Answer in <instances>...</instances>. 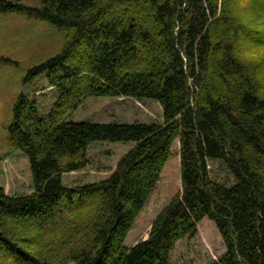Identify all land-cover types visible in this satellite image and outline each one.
<instances>
[{
	"label": "trees",
	"instance_id": "1",
	"mask_svg": "<svg viewBox=\"0 0 264 264\" xmlns=\"http://www.w3.org/2000/svg\"><path fill=\"white\" fill-rule=\"evenodd\" d=\"M12 12L42 20L63 42L24 79L46 74L57 95L50 113L22 93L12 107L7 136L28 159L33 191L0 187V258L170 264L175 244L208 219L225 247L210 264H264V0H0V15ZM90 97L155 100L162 123L72 121ZM175 140L181 193L148 238L126 248ZM96 142L133 147L106 180L66 187L62 174L83 169ZM211 161L231 184L211 174ZM43 225L60 239L54 250L27 237H43Z\"/></svg>",
	"mask_w": 264,
	"mask_h": 264
},
{
	"label": "rangeland",
	"instance_id": "2",
	"mask_svg": "<svg viewBox=\"0 0 264 264\" xmlns=\"http://www.w3.org/2000/svg\"><path fill=\"white\" fill-rule=\"evenodd\" d=\"M26 7L39 5L40 0H20ZM61 32L42 20L25 13L0 15V187L4 193L27 195L33 191L29 163L26 156L12 147L8 140L12 107L19 94L34 101L42 117H46L57 99L55 89L48 84L46 74L29 83L24 79L32 67L55 56L62 45ZM74 122L91 123H162L161 107L152 99L136 100L128 97H90L73 113ZM133 147L132 143H92L84 158L88 164L81 170L62 174L63 184L68 188L89 185L106 180L116 168L118 161ZM213 176L225 183L231 177L217 162L208 163ZM181 193L179 143L175 140L170 147V157L162 168L160 178L146 204L132 220L125 239L126 248L146 240L153 221L160 212ZM48 225L43 237L36 239L35 233L28 238L39 245L36 249H55L60 239L49 235ZM42 231V229H41ZM33 232V231H32ZM41 233V232H40ZM55 243V244H54ZM225 253V247L215 225L208 219L202 220L192 237L178 241L170 253V264H210ZM0 264H15L0 258ZM60 264V263H56ZM62 264H74L64 260Z\"/></svg>",
	"mask_w": 264,
	"mask_h": 264
}]
</instances>
